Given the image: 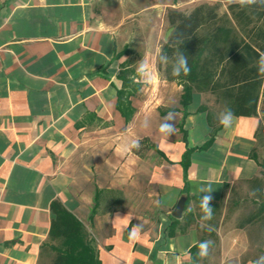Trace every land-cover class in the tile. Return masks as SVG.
I'll return each mask as SVG.
<instances>
[{"label": "crops", "instance_id": "0c3cea01", "mask_svg": "<svg viewBox=\"0 0 264 264\" xmlns=\"http://www.w3.org/2000/svg\"><path fill=\"white\" fill-rule=\"evenodd\" d=\"M157 1L0 0V264H53L54 201L87 221L100 264H264L251 215L212 237L197 203L201 189L220 205L261 176V111L225 128L205 94L185 105L183 85L159 72L161 50L144 83L139 40L158 37Z\"/></svg>", "mask_w": 264, "mask_h": 264}, {"label": "trees", "instance_id": "16d2710c", "mask_svg": "<svg viewBox=\"0 0 264 264\" xmlns=\"http://www.w3.org/2000/svg\"><path fill=\"white\" fill-rule=\"evenodd\" d=\"M167 18L173 30L161 48L158 69L165 80L183 85V103L187 105L195 92L210 93L226 101L235 116H259L261 111L264 119V71L257 63L264 55V0L230 4L228 13L222 16L215 7L204 5L191 13L171 9ZM177 52L188 56L187 75L172 74ZM163 55L169 57L168 63L160 60ZM210 144L211 141L204 148ZM197 203L200 208V198ZM212 206L213 214L218 212L220 205ZM51 211L55 218L43 251L55 253L53 264H100L84 224L60 201L51 204ZM262 214L264 206L246 222L256 223ZM210 233L216 237L213 230ZM198 250L199 245L192 250L196 260L200 259L196 257Z\"/></svg>", "mask_w": 264, "mask_h": 264}, {"label": "rangeland", "instance_id": "374dc122", "mask_svg": "<svg viewBox=\"0 0 264 264\" xmlns=\"http://www.w3.org/2000/svg\"><path fill=\"white\" fill-rule=\"evenodd\" d=\"M247 1V0H245ZM158 4L162 5L159 7V13L157 14L158 22V37L155 40H149L143 38L139 40L140 46L144 51L140 61H145L151 66L157 61L158 54L163 44L167 41L172 32L173 28L168 22L169 10H177L183 13H191L194 9L199 6H210L215 7L220 16L228 13V6L233 3H239L238 0H158ZM150 14V13H148ZM146 26L144 31L146 32ZM138 42V40H137ZM145 51L148 54H145ZM152 51V52H151ZM208 108L213 110V113H222L226 110V103L224 100H217L216 97L210 93L204 95ZM262 115V113H261ZM256 155L258 162L262 168L261 176L252 182L242 184L235 188L228 201L222 202L219 206V211L213 214V218L207 221V225H211L215 229L216 226H220L221 220L226 221L227 218L234 216L238 217L241 221L247 216L258 214L261 207L264 206V119L261 120V127L258 136V146L256 148ZM239 221V222H240ZM205 220H203L202 227L204 226ZM87 221L85 226L88 240L93 244L90 239V233L87 231ZM264 214L259 215V220L256 221L255 234L257 238L261 240L259 245L264 246ZM207 240H212V237L207 236ZM94 246V245H93Z\"/></svg>", "mask_w": 264, "mask_h": 264}, {"label": "clouds", "instance_id": "9594fccd", "mask_svg": "<svg viewBox=\"0 0 264 264\" xmlns=\"http://www.w3.org/2000/svg\"><path fill=\"white\" fill-rule=\"evenodd\" d=\"M240 4H243L245 0H238ZM254 0H248V3H253ZM171 34V33H170ZM160 60L163 63H168L169 57L167 55H163L160 57ZM258 65L261 66V71H264V55H261L258 60ZM190 72L189 64H188V56L184 52L175 53V59L172 61V74L175 76L180 75L181 73L187 75ZM137 73L140 77L143 78L144 83L151 85L154 83L155 75L153 70L149 66V64L145 61H141L138 68ZM219 123L228 128L232 125L234 120V114L231 110H226L219 114L218 116ZM159 131L164 136H171L175 132V114L169 112L161 121L159 126ZM138 142H133L132 148H139ZM201 197H200V210L202 212V220L210 221L213 218V206L212 201L214 199L213 192L211 189H201ZM119 218V216H117ZM141 226L135 225L129 233L130 239H135L140 232ZM208 230H211V225L208 226ZM212 244L211 241H202L199 244V255L206 256L208 254V249Z\"/></svg>", "mask_w": 264, "mask_h": 264}, {"label": "water", "instance_id": "95a60500", "mask_svg": "<svg viewBox=\"0 0 264 264\" xmlns=\"http://www.w3.org/2000/svg\"><path fill=\"white\" fill-rule=\"evenodd\" d=\"M184 204H185V200L183 199V200L180 201V203H179V205H178V208H177V210H176L175 216H177V217H181V213H182V210H183V208H184ZM177 213H178V214H177Z\"/></svg>", "mask_w": 264, "mask_h": 264}]
</instances>
